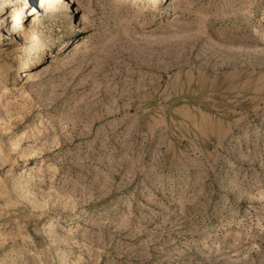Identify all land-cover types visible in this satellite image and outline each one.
<instances>
[{
  "label": "rangeland",
  "instance_id": "obj_1",
  "mask_svg": "<svg viewBox=\"0 0 264 264\" xmlns=\"http://www.w3.org/2000/svg\"><path fill=\"white\" fill-rule=\"evenodd\" d=\"M13 1L0 264H264V0Z\"/></svg>",
  "mask_w": 264,
  "mask_h": 264
},
{
  "label": "bare ground",
  "instance_id": "obj_2",
  "mask_svg": "<svg viewBox=\"0 0 264 264\" xmlns=\"http://www.w3.org/2000/svg\"><path fill=\"white\" fill-rule=\"evenodd\" d=\"M1 1V0H0ZM7 0H5L6 2ZM34 0H14L12 5L10 6V9L7 11V13H5L1 19L3 18H11L12 19V22L13 25L15 22L19 21V19H21V17L26 13V7H27V3L28 2H33ZM56 0H37L36 1V9H37V14L38 13H43V14H48L50 8H52V5L55 3ZM163 2L164 0H150L151 4L152 5H157L159 4V2ZM62 5H65L64 8H66V10L64 12H68L70 11V9H72L73 11L76 10V7H75V0H62ZM1 6V5H0ZM72 6V8H71ZM78 11V10H76ZM63 13V12H62ZM74 23L77 24L79 26V29L78 31L79 32H88L90 30H92V26L87 22V21H84L83 18L79 19H75L74 20ZM77 30L74 29L73 27H70L69 28V35L71 36L70 39L68 40L67 42V45L69 43H71L72 41V37L76 38L77 37ZM9 34L10 35H14V34H18V33H15V29H9ZM76 34V35H75ZM77 39V38H76ZM76 39H75V42H73L72 45H76ZM63 46L61 47V51L65 50V47L67 46ZM44 46H42L41 48H39V54H43L44 53V49H43ZM66 53V51H65ZM64 53V54H65ZM31 56V55H30ZM34 56V55H33ZM33 59V58H32ZM35 63L39 62V58L37 57V60H34Z\"/></svg>",
  "mask_w": 264,
  "mask_h": 264
}]
</instances>
